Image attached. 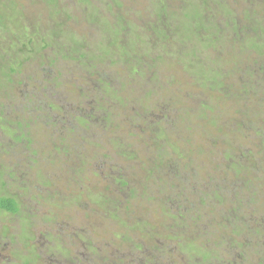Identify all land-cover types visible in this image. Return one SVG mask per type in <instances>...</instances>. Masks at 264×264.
Returning a JSON list of instances; mask_svg holds the SVG:
<instances>
[{
	"label": "rangeland",
	"instance_id": "rangeland-1",
	"mask_svg": "<svg viewBox=\"0 0 264 264\" xmlns=\"http://www.w3.org/2000/svg\"><path fill=\"white\" fill-rule=\"evenodd\" d=\"M263 29L264 0H0V198L18 204L0 210V264H264ZM148 162L174 163L167 189ZM235 162L262 185L249 212L247 196L208 200L196 227L167 211L175 175L228 195Z\"/></svg>",
	"mask_w": 264,
	"mask_h": 264
},
{
	"label": "trees",
	"instance_id": "trees-1",
	"mask_svg": "<svg viewBox=\"0 0 264 264\" xmlns=\"http://www.w3.org/2000/svg\"><path fill=\"white\" fill-rule=\"evenodd\" d=\"M200 30L203 31L202 28H200ZM259 32L255 33V36H256L255 39L259 38V36H258ZM260 34H261L262 37H264V29H263L262 32H260ZM259 40H258L257 43H255V44L253 43V46L248 49V53L249 54L254 52L257 55H259V54L262 55L261 52H264V46H263L264 44L260 43ZM237 41H239L238 36H237ZM263 42H264V40H263ZM250 74H251L252 79L255 78L253 72H251ZM261 74H263V73H261ZM256 78L254 80H256ZM250 86H251V83H247V84L244 85V89L247 91V89H252L253 90V89L256 88L255 86H253L254 88L253 87L250 88ZM262 102L264 103V100H262ZM22 111H24V109H22ZM79 119H82V118H79ZM249 125H251L250 128H249L248 125L245 126V127L243 126V129L245 130V132L248 129L253 128L252 123L249 124ZM261 137H263V139H264V135L261 136ZM126 153H127V151L123 155L126 156ZM173 165H174V163L168 162V164L165 165V166H167L166 169H163V168L159 169L160 167L159 168H157V166L154 167L153 163L148 162L146 164V167H147L146 172H147V177H148L146 179V181H149L152 178L155 179V177H156V178H158L156 180H158L157 184L159 183V187H161L163 185V188L167 189V187H166L167 180L165 179V174H166L165 171H167L170 167L172 168ZM230 165H231V168L236 171V177H235V179L232 180L233 188H231L229 190L228 195H226V193L228 191H226V193H224L222 191V188L228 187L227 182L229 180L222 181V185H224V187L221 186L220 184L218 186H215L214 185L215 182L219 183L220 181H218L217 177L213 176V174L212 175L208 174L207 177L209 178V181H208L207 185L204 186L205 189L201 190V188L197 187L198 185H195V183L193 184V183L189 182L187 179H185L187 177H184L183 179H179L178 175L173 174V175H175L176 180L177 181L179 180L177 182V184L175 185L173 190L174 191L178 190L179 189L178 185L180 187L182 186L181 194H184V199L185 200L178 199L179 207H177V209H176V207H174V205H172V202L169 201L170 199L169 200L167 199L168 201H166V203H165L166 206L168 207L167 211L168 212L169 211L170 212L175 211L178 214H180V217H181V215L184 216V211L185 210L189 211L191 215H194L192 223L195 224L194 227H196L197 224H199V222H201V220H202V216L200 215V213L203 210V208L205 206H207L206 203L208 202V200L212 201V203L210 205H213V207L214 206H220L221 207L222 205H224V203L227 204L228 200H230L234 204L235 201L238 203L237 200H238L239 196H247L246 198L243 197V199L241 200V203H242V206L244 207V209L249 212L250 209H253V207L255 205L259 204V201L257 199L259 197L258 194H259V190L262 187V185H260L259 178L255 177L254 172H249V171H252L253 167L250 168L251 170L250 169L248 170L244 166L239 165L237 162H235V165L234 164L232 165L231 163H230ZM195 177H197V174H195ZM167 179H170V177H168ZM115 181L119 185L120 188H123V186L126 185V183L124 182L123 179H120L119 181L118 180H115ZM175 183H176V181H175ZM146 187H147V185L142 187L143 190H146L145 189ZM105 192H106L104 194L105 196H103L101 198V201L97 205L98 208L104 207V209H105V206H107L109 203H112V201L115 200V199H113L112 196H108V193H110L109 188H106ZM188 192H189V195H188ZM250 193H252L251 194L252 196L251 195L250 196L246 195V194H250ZM131 195H135L133 191L131 192ZM196 195H197V197L199 198V201H200L198 205L195 204L193 202V200H192V199H194V196H196ZM17 205H18L17 202H15L13 199L0 198V210H2V211H5V212L10 213V214L17 213L18 212ZM259 206L262 209H264V202L262 203V205L260 204ZM228 207H230V206H228ZM164 210H165V206H164ZM182 212H183V214H181ZM220 212L222 213V210H220ZM226 212L228 213V219L227 218H225V219H226V222L229 223L228 226H229V228L231 227L232 233H238L239 231H241V228L243 229L244 223L240 222V220L239 221H235V219H237V217H239V215L241 214L240 207H236V209H234V210L233 209L230 210L229 208H226V210H224L223 213H226ZM173 215H175V213H173ZM223 222H225V221L223 220ZM200 224H202V223H200ZM254 225L255 226H253L252 228L250 227L249 229H246V230H248L247 232L253 233L254 230H257L259 224H257V222H256ZM178 227L181 230L180 231L178 230V231H175V233H172L173 236L172 235H168L166 237L167 240H170V241L178 240V242H180L181 240H184L183 235H184V233L186 234L187 225H186L185 222H183L182 218H180V220H179ZM212 228H214V227L208 223L206 229H207V231L209 233H210V230ZM209 235H210V237H212L215 234H209ZM172 237H174V238L172 239ZM198 240H199V237H198ZM198 240H195V242L197 243ZM210 241H211L210 238H207L203 242H206L205 244H208L207 242L210 243ZM195 242L194 241H192V243L188 242V245H190L191 247L194 246V248H196L195 247V245H196ZM205 244H199V245H197V248L198 249H200L201 247L204 248ZM188 245H186L185 248H190V246L188 247ZM215 246L217 248H220L221 247V243L220 244L216 243ZM229 248H231V249L229 250ZM229 248H226V249H228L231 253L236 251L233 243H231ZM226 249H224V250H226ZM191 250L193 251L194 249L190 248V251ZM218 251H219V249H213V253L214 252L216 253ZM208 254H209V252L204 249L202 255L204 257H207L206 255H208ZM241 258H242V256H241V253L239 252V259H241ZM226 264H228V263H226Z\"/></svg>",
	"mask_w": 264,
	"mask_h": 264
},
{
	"label": "flooded vegetation",
	"instance_id": "flooded-vegetation-1",
	"mask_svg": "<svg viewBox=\"0 0 264 264\" xmlns=\"http://www.w3.org/2000/svg\"><path fill=\"white\" fill-rule=\"evenodd\" d=\"M2 211V210H1ZM10 214V213H9ZM263 262V261H262Z\"/></svg>",
	"mask_w": 264,
	"mask_h": 264
}]
</instances>
